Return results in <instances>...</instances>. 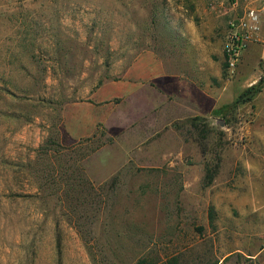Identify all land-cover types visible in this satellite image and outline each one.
Returning a JSON list of instances; mask_svg holds the SVG:
<instances>
[{"label": "rangeland", "instance_id": "obj_1", "mask_svg": "<svg viewBox=\"0 0 264 264\" xmlns=\"http://www.w3.org/2000/svg\"><path fill=\"white\" fill-rule=\"evenodd\" d=\"M171 1L203 24L204 0H0V264H264V0L231 78L224 35L244 11L210 0L211 115L186 107L205 52L160 26ZM144 49L183 85L98 104L106 120L72 139L66 111L126 79Z\"/></svg>", "mask_w": 264, "mask_h": 264}, {"label": "crops", "instance_id": "obj_2", "mask_svg": "<svg viewBox=\"0 0 264 264\" xmlns=\"http://www.w3.org/2000/svg\"><path fill=\"white\" fill-rule=\"evenodd\" d=\"M200 7L196 11L204 20L200 26L193 23L195 20L192 15L196 13L190 12L188 5L183 4L180 7L181 11H178L176 3L173 2L171 12L162 19L160 26L170 37L183 42L189 41L197 51L205 52V58L202 60L206 62V81L193 79L188 82L190 88L187 95L190 102L186 107L202 115H211L217 108L223 106L221 85H214L212 81L214 78L221 79V61L217 64L209 54L212 50H216L215 44H217V26L209 22L215 21L219 15L216 6H213L210 0H204ZM198 60L202 61L199 56ZM166 66L153 50L137 56L126 79L105 83L94 93L92 102L74 106L66 111L64 122L70 137L80 139L96 132L98 126L106 120V116L100 114L98 104L112 106L111 101L114 99L128 97L132 93L135 94V100L143 101L145 104L149 98L147 96L149 90L155 93L160 91L172 93L170 88L167 89L172 84L175 85V91H178L183 81L177 75L167 73ZM197 70L201 74V68L198 67ZM143 102L140 105H143Z\"/></svg>", "mask_w": 264, "mask_h": 264}, {"label": "built area", "instance_id": "obj_3", "mask_svg": "<svg viewBox=\"0 0 264 264\" xmlns=\"http://www.w3.org/2000/svg\"><path fill=\"white\" fill-rule=\"evenodd\" d=\"M227 1L232 11L243 9V16L230 21L225 39V57L227 76L230 78L237 70L241 56L252 40V35L258 33L260 27V12L252 9V0H223Z\"/></svg>", "mask_w": 264, "mask_h": 264}, {"label": "trees", "instance_id": "obj_4", "mask_svg": "<svg viewBox=\"0 0 264 264\" xmlns=\"http://www.w3.org/2000/svg\"><path fill=\"white\" fill-rule=\"evenodd\" d=\"M226 68V63H225ZM262 81H260L258 84L252 85L248 89H246L235 101L234 106H238L241 104H246L249 102H252L255 97L262 91ZM214 178V175H209L208 181L211 183Z\"/></svg>", "mask_w": 264, "mask_h": 264}]
</instances>
